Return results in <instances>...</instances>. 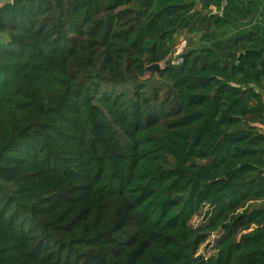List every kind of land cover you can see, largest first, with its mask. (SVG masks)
<instances>
[{
    "label": "trees",
    "instance_id": "1",
    "mask_svg": "<svg viewBox=\"0 0 264 264\" xmlns=\"http://www.w3.org/2000/svg\"><path fill=\"white\" fill-rule=\"evenodd\" d=\"M255 11L0 5V264H264V28L171 57Z\"/></svg>",
    "mask_w": 264,
    "mask_h": 264
},
{
    "label": "crops",
    "instance_id": "2",
    "mask_svg": "<svg viewBox=\"0 0 264 264\" xmlns=\"http://www.w3.org/2000/svg\"><path fill=\"white\" fill-rule=\"evenodd\" d=\"M253 1L256 3V11L249 20L227 26L221 30H215L218 32L211 31L191 35L194 42L187 48L210 46L222 38L244 34L247 32H254L261 35L264 28V0Z\"/></svg>",
    "mask_w": 264,
    "mask_h": 264
},
{
    "label": "rangeland",
    "instance_id": "3",
    "mask_svg": "<svg viewBox=\"0 0 264 264\" xmlns=\"http://www.w3.org/2000/svg\"><path fill=\"white\" fill-rule=\"evenodd\" d=\"M215 32H218V31H215ZM177 39H178L177 47H176L175 51L172 53V55H171L172 58H177L178 55L182 51H184L190 44L192 45L193 42H194L192 37L186 35L184 32L179 33ZM188 39H190V40H188ZM177 53H179V54H177ZM206 209H207V207L204 206L202 208V210H201V213L195 215L191 219L190 224L193 225V226H197V225L203 224L205 222L204 212H205ZM218 236H219V233L212 234L209 237V239L204 244H202L200 246L198 253L199 254H203L205 256H209V255L214 254L215 253L214 244H215V240L218 238Z\"/></svg>",
    "mask_w": 264,
    "mask_h": 264
},
{
    "label": "water",
    "instance_id": "4",
    "mask_svg": "<svg viewBox=\"0 0 264 264\" xmlns=\"http://www.w3.org/2000/svg\"><path fill=\"white\" fill-rule=\"evenodd\" d=\"M12 0H0V5H3L5 3H9ZM194 2H197V0H193ZM161 70V63L160 62H153L145 66L144 71V77H148L152 72L155 74H158Z\"/></svg>",
    "mask_w": 264,
    "mask_h": 264
},
{
    "label": "built area",
    "instance_id": "5",
    "mask_svg": "<svg viewBox=\"0 0 264 264\" xmlns=\"http://www.w3.org/2000/svg\"><path fill=\"white\" fill-rule=\"evenodd\" d=\"M177 47V46H176ZM176 49V48H175ZM180 55V54H179ZM179 55L177 58H173L174 62H177L179 60Z\"/></svg>",
    "mask_w": 264,
    "mask_h": 264
},
{
    "label": "clouds",
    "instance_id": "6",
    "mask_svg": "<svg viewBox=\"0 0 264 264\" xmlns=\"http://www.w3.org/2000/svg\"><path fill=\"white\" fill-rule=\"evenodd\" d=\"M177 54H179V53H177Z\"/></svg>",
    "mask_w": 264,
    "mask_h": 264
}]
</instances>
